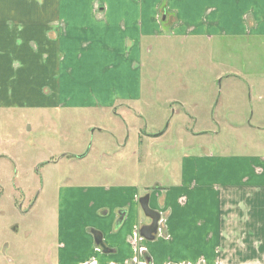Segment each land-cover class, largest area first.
<instances>
[{"label":"crops","instance_id":"crops-1","mask_svg":"<svg viewBox=\"0 0 264 264\" xmlns=\"http://www.w3.org/2000/svg\"><path fill=\"white\" fill-rule=\"evenodd\" d=\"M244 28L264 36V0H0V109L131 104L144 37ZM144 196L160 215L151 238ZM50 219L33 264H251L264 252V153H183L172 182L67 181Z\"/></svg>","mask_w":264,"mask_h":264},{"label":"rangeland","instance_id":"rangeland-1","mask_svg":"<svg viewBox=\"0 0 264 264\" xmlns=\"http://www.w3.org/2000/svg\"><path fill=\"white\" fill-rule=\"evenodd\" d=\"M243 31L144 37L128 106L0 109V263L45 253L67 181L172 182L183 153H264V36Z\"/></svg>","mask_w":264,"mask_h":264},{"label":"water","instance_id":"water-1","mask_svg":"<svg viewBox=\"0 0 264 264\" xmlns=\"http://www.w3.org/2000/svg\"><path fill=\"white\" fill-rule=\"evenodd\" d=\"M140 205H141V208H142L144 214L151 219L150 224L145 225L141 229V233L145 238H151L152 233H154L157 229L158 219H159L160 215L158 212L149 208L147 196L140 198Z\"/></svg>","mask_w":264,"mask_h":264},{"label":"clouds","instance_id":"clouds-1","mask_svg":"<svg viewBox=\"0 0 264 264\" xmlns=\"http://www.w3.org/2000/svg\"><path fill=\"white\" fill-rule=\"evenodd\" d=\"M17 43H20V41H19V40H17Z\"/></svg>","mask_w":264,"mask_h":264}]
</instances>
